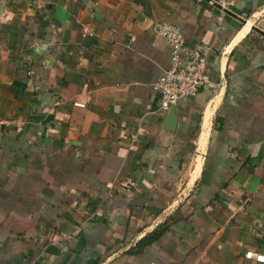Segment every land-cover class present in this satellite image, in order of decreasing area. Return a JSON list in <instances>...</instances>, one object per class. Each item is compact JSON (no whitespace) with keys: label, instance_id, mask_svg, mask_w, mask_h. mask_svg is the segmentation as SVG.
<instances>
[{"label":"crops","instance_id":"0c3cea01","mask_svg":"<svg viewBox=\"0 0 264 264\" xmlns=\"http://www.w3.org/2000/svg\"><path fill=\"white\" fill-rule=\"evenodd\" d=\"M158 21L208 61L174 116ZM250 251L264 0H0V264H263Z\"/></svg>","mask_w":264,"mask_h":264},{"label":"built area","instance_id":"2783aa9c","mask_svg":"<svg viewBox=\"0 0 264 264\" xmlns=\"http://www.w3.org/2000/svg\"><path fill=\"white\" fill-rule=\"evenodd\" d=\"M154 31L165 41L170 53L169 66L154 86L161 95V110L169 112L179 101L193 99L211 85L208 61L204 47L190 44L178 25L158 21ZM246 257L264 264V254L250 251Z\"/></svg>","mask_w":264,"mask_h":264},{"label":"trees","instance_id":"16d2710c","mask_svg":"<svg viewBox=\"0 0 264 264\" xmlns=\"http://www.w3.org/2000/svg\"><path fill=\"white\" fill-rule=\"evenodd\" d=\"M165 229H159L158 231H156L152 236H151V241L154 242L157 239H159V237H161L164 233Z\"/></svg>","mask_w":264,"mask_h":264},{"label":"water","instance_id":"95a60500","mask_svg":"<svg viewBox=\"0 0 264 264\" xmlns=\"http://www.w3.org/2000/svg\"><path fill=\"white\" fill-rule=\"evenodd\" d=\"M169 115L170 116H174L175 115V107H173V108L170 109Z\"/></svg>","mask_w":264,"mask_h":264}]
</instances>
